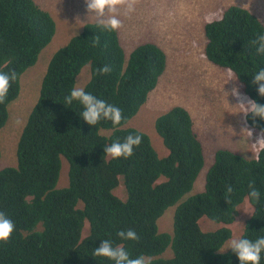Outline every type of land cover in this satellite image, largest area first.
Instances as JSON below:
<instances>
[{"label":"trees","instance_id":"1","mask_svg":"<svg viewBox=\"0 0 264 264\" xmlns=\"http://www.w3.org/2000/svg\"><path fill=\"white\" fill-rule=\"evenodd\" d=\"M56 31L52 14L35 0H0V72L16 73L0 104V131L10 124V107L22 101L23 74L40 61ZM204 32L208 61L233 72L244 94L264 105L252 83L264 68V55L253 44L264 33L261 20L232 4ZM75 34L54 53L43 80L39 76L36 104L33 99L22 101L14 110L17 120L11 129L16 138L0 133V212L15 225L9 241L0 243V264H114L93 254L105 239L123 245L130 258L152 257V264H240L232 250L222 249L233 233L253 241L264 237V149L256 158L219 149L204 189L193 193L205 155L188 110L175 106L155 121L169 154L157 151L146 131L125 126L166 71L165 50L154 42H140L127 56L119 30L96 22L85 23ZM105 65L111 71L98 74ZM86 66L91 73L84 90L118 107L120 125L101 120L90 126L80 116L78 101L65 103ZM242 88L236 89L243 94ZM246 121L264 134V120L248 114ZM129 135L142 138L130 158L106 156L107 145ZM8 145L17 146L15 165L2 161ZM66 173L68 178L61 179ZM250 182L261 193L259 202L248 195ZM229 185L234 191L226 196ZM246 198L254 212L244 226L234 228ZM172 207V232H160L159 222ZM204 218L225 226L203 231ZM130 229L138 241L117 235Z\"/></svg>","mask_w":264,"mask_h":264},{"label":"rangeland","instance_id":"2","mask_svg":"<svg viewBox=\"0 0 264 264\" xmlns=\"http://www.w3.org/2000/svg\"><path fill=\"white\" fill-rule=\"evenodd\" d=\"M35 1L52 14L57 23V31L52 42L40 54V61L22 76V101L28 103L33 99L34 105L40 93L39 76L43 80L54 53L68 43L72 33L74 36L78 34H75L78 27L96 22L95 17L88 14L84 0ZM232 4L248 9L264 24V0H137L135 11L127 13L125 9H120L119 19L123 26L119 29V36L127 56L140 42H154L168 56L166 71L159 79L156 89L138 114L125 126L146 131L157 151L169 154L155 130V121L175 106L188 110L205 155V167L193 193L204 189V179L219 149H228L247 158H256L261 150L252 145L262 133L248 125L243 109L238 105L240 101L231 94L234 88H242V84L233 72L210 63L204 52L205 25L219 19ZM90 73V67H84L76 86L84 88L90 79ZM241 95L246 96L244 91ZM22 101L10 107L9 113L13 116L7 129L0 131L3 135L16 138L18 133L11 127L16 125L17 120L14 110ZM244 130L250 131L252 136ZM11 147L14 146L4 148L2 161L15 165L17 146ZM64 177L68 178V174L61 176V179ZM122 188L123 184L116 194L120 195ZM173 208H169L166 213L169 212L160 220V232H172ZM253 212L254 208L246 198L240 206L234 228L244 226ZM200 225L206 232L225 226L207 218L200 220ZM88 228L89 226L86 231ZM240 237L241 235L236 237L233 233L230 240ZM230 240L224 245L223 252L231 250L228 249Z\"/></svg>","mask_w":264,"mask_h":264},{"label":"clouds","instance_id":"3","mask_svg":"<svg viewBox=\"0 0 264 264\" xmlns=\"http://www.w3.org/2000/svg\"><path fill=\"white\" fill-rule=\"evenodd\" d=\"M88 14H92L99 27L118 31L123 25L119 19L120 9H125L127 13L135 11L137 0H84ZM256 45L257 54L264 55V33L258 34L253 41ZM98 74H108L111 69L107 65L97 70ZM230 71V70H229ZM16 73L0 72V104L5 103L7 94L10 88V82L15 81ZM253 85L257 86L258 94L264 97V68L260 69L252 77ZM240 101L238 104L242 109L245 116L251 114L253 118H260L264 120V105L258 104L246 96H242L238 89L234 88L231 93ZM73 101H78L83 111L81 113L82 119L90 126L97 125L101 120H109L114 126L120 125L123 119L121 110L107 103L106 101L97 98L95 95L86 92L84 88L74 86L70 90V94L65 97L66 104H72ZM247 131L250 137L252 133ZM142 143L140 135H129L123 142L119 140L107 145L104 148L106 156L113 159L121 157L127 159L133 155V150ZM257 149H264V134H262L255 144L252 145ZM249 197L252 200L259 202L261 198L260 191L255 187L254 182L248 184ZM234 189L229 185L226 188V196L230 195ZM252 216V215H251ZM250 216V217H251ZM15 225L12 220L4 213L0 212V243H7L14 232ZM117 235L124 240L138 241L139 236L134 230L120 231ZM228 249H231L240 264H260L261 253L264 252V237L250 240L247 238L232 239L229 242ZM94 256L107 258L113 261L114 264H152V257L140 255L135 258H130L123 245L113 246L110 240H103L101 246L94 250Z\"/></svg>","mask_w":264,"mask_h":264}]
</instances>
